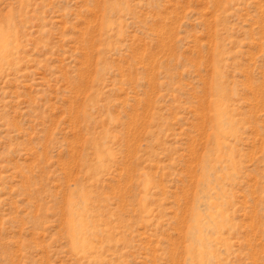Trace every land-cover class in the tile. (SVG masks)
I'll return each mask as SVG.
<instances>
[{
    "label": "rangeland",
    "instance_id": "rangeland-1",
    "mask_svg": "<svg viewBox=\"0 0 264 264\" xmlns=\"http://www.w3.org/2000/svg\"><path fill=\"white\" fill-rule=\"evenodd\" d=\"M0 264H264V0H0Z\"/></svg>",
    "mask_w": 264,
    "mask_h": 264
},
{
    "label": "bare ground",
    "instance_id": "bare-ground-1",
    "mask_svg": "<svg viewBox=\"0 0 264 264\" xmlns=\"http://www.w3.org/2000/svg\"><path fill=\"white\" fill-rule=\"evenodd\" d=\"M1 44H3V46L0 45V51H1V52H4V50L2 49V47H4V43L2 42Z\"/></svg>",
    "mask_w": 264,
    "mask_h": 264
}]
</instances>
